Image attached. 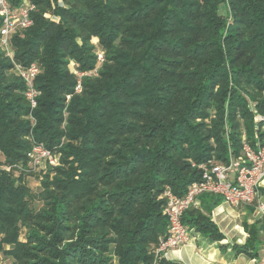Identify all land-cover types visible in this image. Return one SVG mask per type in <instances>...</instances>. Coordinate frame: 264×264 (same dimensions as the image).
<instances>
[{
	"label": "trees",
	"instance_id": "trees-1",
	"mask_svg": "<svg viewBox=\"0 0 264 264\" xmlns=\"http://www.w3.org/2000/svg\"><path fill=\"white\" fill-rule=\"evenodd\" d=\"M29 1L34 25L11 48L41 69L35 110L0 47V252L12 264H179L156 260L166 190L184 196L198 165L227 164L244 137L252 146L264 137V0ZM99 51L98 76L75 93L71 63L91 72ZM34 143L65 165L43 181L38 212L15 167H27ZM182 222L224 239L199 209ZM245 228L237 249L250 253L260 229Z\"/></svg>",
	"mask_w": 264,
	"mask_h": 264
},
{
	"label": "built area",
	"instance_id": "built-area-1",
	"mask_svg": "<svg viewBox=\"0 0 264 264\" xmlns=\"http://www.w3.org/2000/svg\"><path fill=\"white\" fill-rule=\"evenodd\" d=\"M36 6L29 0H24L18 7H13L10 0H0V18L2 27L0 29V47L14 65V72L26 84V99L30 103L31 110L38 106L40 91L35 86V81L41 69L37 63L25 67L14 58L11 48V38L34 25L32 13ZM55 20V18H54ZM98 66L91 72H80L76 65L72 67L73 73L78 77L75 93L83 91L82 80L84 77H97L99 68L105 62V55L99 51ZM71 96H68L70 99ZM29 120L34 127L36 119L31 114ZM258 121H264V117L258 116ZM28 164L25 168L22 164L15 166L20 173L34 172L43 168L45 164L55 166L58 164L54 152L44 145L33 144L27 153ZM194 166H196L194 164ZM202 173L201 180L189 186L184 196L174 194L167 189L163 198L166 200L164 215L168 219V233L160 239L156 248V260L161 259L168 251L177 250L190 239L192 230L182 222L183 215L195 207L198 197L202 194H214L222 197L225 203L234 208L254 206L264 214V202L259 200V188L264 181V137L258 139L252 146L245 137L243 139V150L239 158H231L229 163L223 164L213 160L197 166ZM3 170L10 172L12 167H4Z\"/></svg>",
	"mask_w": 264,
	"mask_h": 264
},
{
	"label": "crops",
	"instance_id": "crops-1",
	"mask_svg": "<svg viewBox=\"0 0 264 264\" xmlns=\"http://www.w3.org/2000/svg\"><path fill=\"white\" fill-rule=\"evenodd\" d=\"M259 200L264 202V181L259 188ZM205 214L220 230L224 239L212 240L192 230L187 243L177 250L162 255L168 261L179 264H264V214L254 206L234 208L222 197L202 194L194 207ZM260 229L259 243L255 251L243 253L237 246H244L250 235L245 228Z\"/></svg>",
	"mask_w": 264,
	"mask_h": 264
},
{
	"label": "rangeland",
	"instance_id": "rangeland-1",
	"mask_svg": "<svg viewBox=\"0 0 264 264\" xmlns=\"http://www.w3.org/2000/svg\"><path fill=\"white\" fill-rule=\"evenodd\" d=\"M226 8L222 5L220 13L225 16L226 15ZM98 39L94 38L93 43L98 44ZM75 65V62L71 63V66L73 67ZM56 158L58 159V164L55 166H51L48 164H45L42 169L32 171V172H26L25 174V181L26 185L30 189L32 200H31V207L36 211H40L43 202L39 199V195L42 194L44 187H43V181L48 176L50 180L54 178V176L57 174L58 169L65 168V165L63 163V155L62 153L55 152L54 153ZM216 162V161H215ZM18 170V169H17ZM19 172V170H18ZM35 197V198H33ZM21 240L25 241V236L22 234ZM10 249V247H7ZM13 260L12 258L5 256L3 253L0 252V264H12Z\"/></svg>",
	"mask_w": 264,
	"mask_h": 264
}]
</instances>
